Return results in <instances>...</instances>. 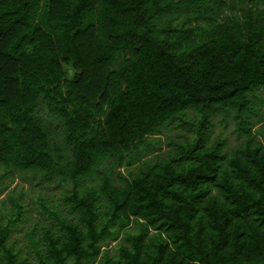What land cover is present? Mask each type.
Returning a JSON list of instances; mask_svg holds the SVG:
<instances>
[{"label": "trees", "instance_id": "1", "mask_svg": "<svg viewBox=\"0 0 264 264\" xmlns=\"http://www.w3.org/2000/svg\"><path fill=\"white\" fill-rule=\"evenodd\" d=\"M262 103L264 0H0V164L72 183L39 264H264Z\"/></svg>", "mask_w": 264, "mask_h": 264}, {"label": "rangeland", "instance_id": "2", "mask_svg": "<svg viewBox=\"0 0 264 264\" xmlns=\"http://www.w3.org/2000/svg\"><path fill=\"white\" fill-rule=\"evenodd\" d=\"M264 110V103H262ZM264 123V122H263ZM262 123L254 126L258 128ZM194 127L170 126L164 132L156 135L162 149L167 148L171 138L183 139L192 136ZM216 138L225 139L226 147L231 149L238 144L243 136L238 130L236 121L232 115L219 113L214 116L211 125V141ZM134 166L123 165L116 168L123 173H128ZM72 183L53 177L45 178L39 173L16 169L7 170L0 164V220L5 225L10 218H16L17 205H21V214L12 226L7 245L12 247L21 258H27L31 264H39V256L36 253L34 242L39 240L38 248L46 251L44 232L52 229L59 231L54 213L66 218L72 217L69 205L65 200L66 194L71 191ZM132 230L134 228L130 227ZM124 229L117 238L108 237L101 241L102 249H108L112 254L118 252V246L123 241ZM1 261V257H0Z\"/></svg>", "mask_w": 264, "mask_h": 264}]
</instances>
